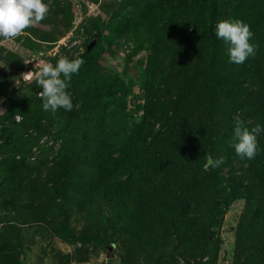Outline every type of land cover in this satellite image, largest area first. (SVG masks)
I'll list each match as a JSON object with an SVG mask.
<instances>
[{"label":"trees","instance_id":"16d2710c","mask_svg":"<svg viewBox=\"0 0 264 264\" xmlns=\"http://www.w3.org/2000/svg\"><path fill=\"white\" fill-rule=\"evenodd\" d=\"M82 11L85 12L86 8ZM102 12L104 16L96 15L88 21L85 27L87 39L82 51L69 57H79L85 61L79 71L72 75L67 89L71 92L73 103L77 99L81 101L90 91L98 94V97L105 94L113 98L117 94L115 82L109 84L94 69L98 53L94 49L86 50L87 43L95 35L100 39L105 30L109 32L105 37L108 42H117L121 38L147 40L151 69L160 68L167 61L163 67L167 68L168 76L172 80L178 78V82L175 83L176 91L168 89V98L158 106L163 109L166 117L156 129L148 126L149 118L145 119L143 126L150 129L143 134H125L121 127L114 131L118 124L105 125L102 140L92 150L91 167L96 173L92 185L102 196L113 194L125 198L134 192L133 181L138 179L136 194L158 206L162 203L158 201L159 181H155L159 170L156 159L166 145L179 146L175 153L179 152L188 159L181 162L180 180L175 178L172 181L171 199L169 203H165L170 216L164 218L166 212H162L161 228L162 231H170L169 237L173 235V240L178 245L187 246L189 241L197 244L196 253H191V256H202L210 250L208 229L212 219L208 221L206 216L201 218V215L191 214V203L206 200L209 190L213 191L223 184L230 195L242 196L249 202V206L253 205L254 217H264V202L252 204L255 196H264V134L257 137L261 151L251 160L241 159L231 147L234 142L233 118L236 114L240 115L249 129L256 123L264 124V0H104ZM236 19L249 25L253 33L250 42L256 45L255 55L241 65L228 62V45L215 36L218 21ZM70 26L71 17L62 7H49L44 20L21 33L25 47L35 48L42 42L53 43L65 35ZM174 34L184 39L188 45L186 51L198 48V45L203 49L190 62L188 54L183 50L179 59L182 67L172 72L171 67L179 51L170 53L166 58L165 56L170 42L176 39ZM136 44L141 45L139 41ZM0 59L7 66L22 69L23 59L15 51L6 50L3 55L0 54ZM185 63L188 64L187 67H184ZM11 81L0 69V98L6 92L10 98V110L0 113V152L4 151L6 145L15 142L17 132L30 126L38 128L43 120L40 117L43 111L42 100L37 94L41 88L35 78L28 84L29 93L15 88ZM156 102L158 105V101ZM146 103L156 106L151 99L146 100ZM80 104L84 110L89 108L84 101ZM193 104L196 106L192 107ZM14 113L21 114V120H11L9 125H4L3 120L11 119ZM107 136H110L108 140ZM63 149L64 146L53 156L50 164L44 163L46 175L39 184L36 181L40 179V165L27 161L20 154L16 157L14 152L0 160V174L14 182L15 186L30 185L33 187L31 191L37 189L44 197L49 196V201H54L57 197L63 199L69 191L73 193L71 175L77 172L73 153L67 154L66 149L63 153ZM209 155L214 159L222 157L223 163L206 170L204 165ZM236 161L239 163L236 164ZM224 166H228L226 173L221 169ZM23 175H26L25 179ZM165 178L169 179V175H165ZM128 204L126 202L125 205ZM41 206L38 205L36 213ZM137 206L141 214L148 207L142 203H137ZM45 209H42L41 214H45ZM150 216L151 214L144 220L135 222V230L140 235L137 237L139 241H145L159 233L151 224ZM201 221L202 227L199 225ZM241 229L245 228H239V231ZM262 236L264 237V233H259L258 239H262ZM0 244L4 249L12 250V245L6 239L1 240ZM260 248V257L264 258V246ZM248 255L251 254H245L244 250L237 252L233 263L245 264L246 258L250 257ZM151 259L153 264L177 262L176 256L171 253H157Z\"/></svg>","mask_w":264,"mask_h":264},{"label":"rangeland","instance_id":"374dc122","mask_svg":"<svg viewBox=\"0 0 264 264\" xmlns=\"http://www.w3.org/2000/svg\"><path fill=\"white\" fill-rule=\"evenodd\" d=\"M103 1L46 0L49 7H62L70 15V29L76 26L72 33H65L53 43L42 42L35 48H27L23 34L14 38L0 37L1 55L6 50H11L23 59L20 70L7 66L0 59V65L5 67L0 69L11 78L12 85L29 93L28 84L44 63L55 65L61 57L69 58L80 53L87 39L85 27L88 21L96 15L104 16ZM84 7L85 12L82 11ZM108 34V30H105L104 36L100 39L97 37L89 50L94 49L98 53L95 71L100 72L109 84L115 82L117 94L113 98L105 94L98 97V94L90 91L89 95L81 99L89 107L85 110L81 108L79 99L73 103L71 111L62 108L55 113L43 110L40 127L30 126L20 130L15 142L6 145L4 151L0 152V160L14 152L16 157L20 154L27 161L39 164L41 172L40 179L36 181L38 184L46 175L44 163L50 164L62 146L63 153L65 149L67 154L73 153L77 171L71 175L73 193L69 191L65 198L57 197L54 201H49V196L44 197L37 189L31 191L33 187L30 185L15 186L14 182L0 174V241L6 239L12 245V250L9 251L0 244V264H153L151 256L157 253H171L177 258L176 264H234V255L242 250L245 254H251L246 258L245 264H264V258L260 257L264 237L258 239V234L264 233V217H254L253 205L249 206V202L242 196L230 195L223 184L213 191L209 190V197L203 202L191 203V214L201 215V218L206 216L208 221L212 219L208 229L211 240L208 252L193 257L191 253H196L197 244L189 241L187 246L180 243L178 245L174 242L173 235L169 237L170 231H162V212H166L164 218L170 216L165 203H169L171 199L172 181L175 178L180 180L181 162L188 159L179 152L175 153V149L180 148L177 145H166L156 159L159 170L155 181H159L158 201L162 204L155 206L136 194L138 179L133 181L134 192L125 198L113 194L102 196V193L96 192L92 185L96 173L91 167V155L104 136L102 130L105 125L118 124L114 131L121 127L125 134H143L150 128L156 129L166 117L163 109L158 106L168 98V89L176 91L175 83L178 82V78L172 80L167 68L163 67L167 61H164L162 67L151 69L147 40L121 38L117 42H108L105 40ZM174 36L176 39L170 42L165 56L166 58L170 53L179 51L171 67L172 72L182 67L179 59L183 50L188 47L181 36ZM137 41L141 43L140 46H137ZM200 46L189 52L185 50L189 62L194 61L195 54L202 53L203 47ZM187 66L185 63L184 67ZM148 99L156 106L146 103ZM9 101L6 92L0 98V113L10 110ZM194 106L196 105L193 104L192 107ZM146 108L149 110L146 111ZM185 113L188 116L187 109ZM21 118V114L14 113L11 119H4L3 124L9 125L11 120L19 122ZM148 118L150 128L143 126ZM109 138L107 136V140ZM221 169L226 173L228 166ZM165 175H169V179ZM25 178L26 175H23V179ZM126 202L129 204L125 205ZM252 202H264V196L258 194ZM137 203L148 206L142 214L138 211ZM40 204L42 206L36 213ZM42 209H45L44 215L41 214ZM149 214L151 224L159 233L149 236L145 241H139L137 237L140 235L135 230V222L144 220ZM199 225L202 227L203 221ZM242 227L245 229L239 231Z\"/></svg>","mask_w":264,"mask_h":264},{"label":"clouds","instance_id":"9594fccd","mask_svg":"<svg viewBox=\"0 0 264 264\" xmlns=\"http://www.w3.org/2000/svg\"><path fill=\"white\" fill-rule=\"evenodd\" d=\"M49 12L46 0H0V37L14 38L24 30L44 20ZM215 36L227 45L228 62L243 64L255 55L256 45L250 40L253 36L247 23L236 20H221L215 25ZM85 61L83 58H59L55 65L44 63L34 74L40 86L39 96L42 109L55 113L58 109L71 111L74 107L72 96L67 90L73 74H76ZM0 67L5 68L3 65ZM264 134V124L256 123L249 129L245 122L236 114L233 118L231 147L241 159H253L261 148L257 137ZM223 158L208 156L205 169L218 167Z\"/></svg>","mask_w":264,"mask_h":264},{"label":"water","instance_id":"95a60500","mask_svg":"<svg viewBox=\"0 0 264 264\" xmlns=\"http://www.w3.org/2000/svg\"><path fill=\"white\" fill-rule=\"evenodd\" d=\"M97 36L95 35L88 43H87V47L86 50L88 51L89 48L94 44V41L96 40Z\"/></svg>","mask_w":264,"mask_h":264},{"label":"built area","instance_id":"2783aa9c","mask_svg":"<svg viewBox=\"0 0 264 264\" xmlns=\"http://www.w3.org/2000/svg\"><path fill=\"white\" fill-rule=\"evenodd\" d=\"M76 28V26L72 27L68 32L72 33V31ZM79 29H82V27H79Z\"/></svg>","mask_w":264,"mask_h":264}]
</instances>
